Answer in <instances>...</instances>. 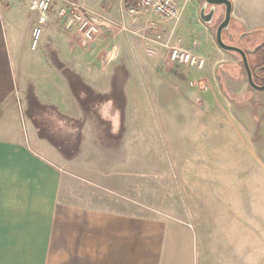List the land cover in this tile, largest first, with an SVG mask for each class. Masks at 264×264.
<instances>
[{
  "label": "crops",
  "instance_id": "1",
  "mask_svg": "<svg viewBox=\"0 0 264 264\" xmlns=\"http://www.w3.org/2000/svg\"><path fill=\"white\" fill-rule=\"evenodd\" d=\"M230 2L236 25L246 31L264 28V0ZM31 3L0 0V264H264V157L239 121L233 123L238 144L233 149L222 144L221 200H196L197 194H210L213 182L208 172L213 147L200 139V153L189 168L190 185H183L180 161L170 189L168 170L159 168L162 194L156 207L135 201L132 160L103 158L97 143L90 150L83 143L77 157L63 156L37 135L31 118L34 130L22 136L16 125L26 105L23 91L31 86L36 101L41 94L36 48L30 46L37 19ZM57 36L60 59L43 63L61 88L49 105L85 119L83 101L75 98L55 63L69 67L100 95L110 92L112 73L101 72L95 60L73 57L70 42ZM117 113L111 98L99 107L113 132L119 126ZM85 124L94 126L88 119ZM223 125L230 128L229 121ZM207 126L201 123L202 135L211 130ZM166 193H173L171 201Z\"/></svg>",
  "mask_w": 264,
  "mask_h": 264
},
{
  "label": "rangeland",
  "instance_id": "2",
  "mask_svg": "<svg viewBox=\"0 0 264 264\" xmlns=\"http://www.w3.org/2000/svg\"><path fill=\"white\" fill-rule=\"evenodd\" d=\"M59 1L53 0L49 7L35 47L38 57L36 88L41 93L37 102L45 109L28 111L27 93L32 89L28 85L22 97L27 111H24L25 107L22 109L16 125L22 136L27 137L33 132L28 121L31 118L37 135L63 156L77 157L83 143L86 150L97 143L102 148L98 151L103 158L108 155L110 158L118 156L132 160L131 193L135 201L155 207L162 194L158 192L159 168L168 170L166 186L170 189L175 162L180 161L183 185H190L189 168L200 153V139H206L209 147H213L211 168L208 165L213 182L210 194H197L196 200H221L222 144L232 149L238 144L233 124L236 121L242 124L264 157V92L251 89L241 73L239 58L217 46L214 27L221 16L216 13L212 24L202 22L198 10L203 0H185L176 19L160 18L149 9L132 15L128 12L129 4L125 6V0ZM74 5L85 8L90 21L96 24L98 32L93 38L85 39L75 31L76 25L71 19ZM54 12L59 14L56 19ZM54 24L60 28H54ZM149 24L154 28L150 29ZM57 33L65 43L70 42L72 50L69 52L73 57L91 62L95 60L100 63L101 72L112 73L110 92L98 97L100 94H95L91 85L69 67H62L59 61L55 63V67L69 80L75 98L85 100L82 103L85 104L84 107L82 105L85 119L78 118L74 112L61 113L57 108L53 111L49 105L51 97L61 88H56L60 85L58 78L43 63L49 59L54 62L60 59L61 51L56 49ZM223 41H229L225 34ZM174 47L189 50L202 64L171 62L168 53ZM73 77L78 79V83L71 84L70 78ZM99 84L103 87L106 82L99 81ZM125 94L130 104H127ZM110 98L120 117L114 132L112 123L99 114V107ZM126 104L125 123L123 108ZM87 119L94 126H87ZM227 121L230 122L229 129L223 125ZM201 123L207 124L208 129L211 127L206 135L201 134ZM142 169L148 174L145 171L143 175ZM175 183L177 185V181ZM166 195L171 201L173 193ZM184 196L189 194H183V199Z\"/></svg>",
  "mask_w": 264,
  "mask_h": 264
},
{
  "label": "built area",
  "instance_id": "3",
  "mask_svg": "<svg viewBox=\"0 0 264 264\" xmlns=\"http://www.w3.org/2000/svg\"><path fill=\"white\" fill-rule=\"evenodd\" d=\"M53 0H33L32 9L36 12L37 19L31 30V48L34 49L38 43L42 33V26L46 22V14ZM180 2L185 0H134V3L128 5V12L132 15L138 14L143 9L151 10L160 18L176 19L181 12ZM75 6L72 12V19L76 25V30L84 36L85 39H91L98 32L96 24L90 21L88 11L82 6ZM126 6V5H125ZM149 28L153 29V25L149 24ZM158 36V35H157ZM168 58L171 62L177 64L198 65L202 61L198 59L189 50L174 47L169 50Z\"/></svg>",
  "mask_w": 264,
  "mask_h": 264
},
{
  "label": "flooded vegetation",
  "instance_id": "4",
  "mask_svg": "<svg viewBox=\"0 0 264 264\" xmlns=\"http://www.w3.org/2000/svg\"><path fill=\"white\" fill-rule=\"evenodd\" d=\"M202 5L203 1L199 5L198 12L201 10ZM209 11H211L210 14ZM203 12L205 14H209L206 17L207 23L205 24H212L214 21L215 14L220 13L221 18L214 27L216 33L217 26L224 19V6L208 4L206 5V7L203 8ZM224 34L229 40L228 42L223 41L224 43L230 46L237 47L243 51L248 68L250 69V78L254 85H251L249 83L248 73L245 69L241 53L236 50H223L218 45L217 46L224 52L235 55L239 58L241 73L245 75L246 82L251 89L258 92H264V90L259 89V87L264 84V28L262 30L246 31L243 30L240 26L236 25L230 17V21L227 28L222 29V40Z\"/></svg>",
  "mask_w": 264,
  "mask_h": 264
},
{
  "label": "water",
  "instance_id": "5",
  "mask_svg": "<svg viewBox=\"0 0 264 264\" xmlns=\"http://www.w3.org/2000/svg\"><path fill=\"white\" fill-rule=\"evenodd\" d=\"M208 4L209 5H223L224 6V19L217 26L216 33H215L216 43L223 50H236V51L241 53V55L243 57L245 69L248 73L249 83L251 85H254V83L252 82V80L250 78V69L248 68L246 58H245L243 51L237 47L227 45L226 43L223 42L222 37H221L222 29L227 28L229 21H230V17H231V2H230V0H203L202 8L199 11V17H200V20L204 23H207L206 17L211 13V11H209V14H205L203 12V8L206 7V5H208ZM259 89L264 90V84L261 87H259Z\"/></svg>",
  "mask_w": 264,
  "mask_h": 264
},
{
  "label": "trees",
  "instance_id": "6",
  "mask_svg": "<svg viewBox=\"0 0 264 264\" xmlns=\"http://www.w3.org/2000/svg\"><path fill=\"white\" fill-rule=\"evenodd\" d=\"M130 3H134V0H125V5H128V4H130ZM70 81H71V84H73V83H78V79L76 78V77H73V78H70ZM86 90H88V92H90V93H92L91 91H90V89H87V88H85ZM98 97H101V95H97ZM27 99H28V104H29V106H28V108H29V112H32L33 110L35 111V112H38V109L40 110V109H45V108H42L41 106H38L39 104H38V102L36 101V99H35V97H34V94H33V91H32V89H29V91H28V93H27ZM88 100V99H87ZM81 101V100H80ZM84 102H85V100H83ZM83 102V103H84ZM81 103H82V101H81ZM53 109V111H54V108H52ZM35 123V122H34ZM42 135V134H41ZM44 137V136H43Z\"/></svg>",
  "mask_w": 264,
  "mask_h": 264
}]
</instances>
